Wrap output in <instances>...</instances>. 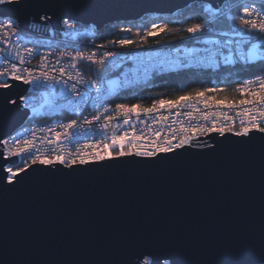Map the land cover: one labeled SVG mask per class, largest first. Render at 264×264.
Masks as SVG:
<instances>
[{"label": "water", "instance_id": "water-1", "mask_svg": "<svg viewBox=\"0 0 264 264\" xmlns=\"http://www.w3.org/2000/svg\"><path fill=\"white\" fill-rule=\"evenodd\" d=\"M192 3L201 0H26L22 8L0 6V13L18 17L23 31L49 36V26L63 30L65 13L99 31ZM48 5H55L56 16L45 23L40 16ZM12 83L13 96L26 93L28 85ZM28 113L21 108L0 121V153L1 141ZM223 139L213 133L198 142ZM239 139L227 134L214 153L186 146L158 162L124 158L71 172L59 164H30L16 173L22 179L11 192L0 193V262L115 264L121 245L132 239L165 242L185 264L255 259L261 254L264 173L259 148L250 152L229 143ZM6 166H17L16 156L0 155V176L8 175Z\"/></svg>", "mask_w": 264, "mask_h": 264}, {"label": "snow or ice", "instance_id": "snow-or-ice-1", "mask_svg": "<svg viewBox=\"0 0 264 264\" xmlns=\"http://www.w3.org/2000/svg\"><path fill=\"white\" fill-rule=\"evenodd\" d=\"M25 4L26 0H0V6L22 8ZM42 10L40 20L45 23L52 21L56 16L55 5H48ZM189 11L194 22L187 23L182 28L152 23L142 33L135 32L133 39L109 40L107 44L138 47L147 44L148 38L156 36L159 32L183 33L181 40L187 38L207 47L185 49L186 63L179 58L168 61L175 67L187 68L193 64H203L215 69L221 63L232 66L240 64L245 67L260 65L259 73L242 80L231 90L239 95L238 100L235 96H230L225 89L205 87L202 90L193 88L171 100L154 98L148 106L143 103H116L114 107L105 106V95H110L117 85V81L114 80H108L105 84L107 62L118 55L117 53L105 51L99 58H96L94 52L60 53L61 58L67 56L72 61L70 64L72 70L77 68V61L97 65L98 79L86 80L79 71L73 73L63 66H50L45 55L40 56L41 70L33 71L25 65L30 63L29 57L38 53L34 48L25 47L23 52L26 55L21 54L19 42L22 40V29L19 18L0 13V44L4 45L0 47V54L6 62L0 67V121L6 116L18 113L21 108H31L33 113L45 108L49 110L66 108L71 109L79 117L82 116L80 110L85 106L91 104L96 107V112L91 118L71 119L50 129L53 133L51 138L44 137L41 141L52 146L48 153L37 148L33 132L32 139H14L15 147L9 146L7 155L11 157L24 154L30 158L31 165L59 164L71 172L78 166L102 165L124 158L135 157L158 162L159 157L170 158L171 155L178 154L177 150L185 149L186 146L207 148L214 153L225 145L227 134H231L240 138L239 141L229 142L234 147L250 152L259 148L264 173V0H260L259 4L256 0H246L243 3L239 0H201L199 6L190 5ZM60 23L67 30L66 34L77 30L76 19L68 13L60 18ZM120 31L131 33L132 28L121 27ZM100 47L103 48L105 45ZM59 63L60 60H57V64ZM159 70L155 66L145 67L146 80L151 78L154 71ZM12 82L33 86L32 89L25 91L39 89L46 91L40 97L13 96L11 93L15 85ZM130 83L125 80L119 86L128 87ZM185 108L188 110L184 111ZM142 116L150 117L152 124L159 126L158 129L153 130L151 125L146 124L147 132L140 131L133 120L143 123ZM101 118H103L101 128L111 129V134L104 135L98 140L89 139L79 143V137L86 134V129L90 128L94 121H101ZM165 127L168 129L167 132ZM213 133L224 139L216 140L214 144L198 142L200 137L211 138ZM256 133L261 134L258 144L255 141ZM61 137L70 144L75 143V150L64 146ZM2 143L8 145L7 140H3ZM25 166H30L27 160ZM18 171L25 172V168H19ZM6 172L8 173L6 177L0 176V193L11 192L22 179L12 167H8ZM258 246L261 254L255 259L246 257L243 264H264V225ZM115 264H185V262L180 259L177 250L165 242L132 239L121 245Z\"/></svg>", "mask_w": 264, "mask_h": 264}, {"label": "built area", "instance_id": "built-area-1", "mask_svg": "<svg viewBox=\"0 0 264 264\" xmlns=\"http://www.w3.org/2000/svg\"><path fill=\"white\" fill-rule=\"evenodd\" d=\"M246 2V1H245ZM60 27L63 30L57 31L49 26L48 35L45 36L40 33H33L30 31H23L22 30V40L19 42V48L21 54L26 55L23 52L25 47L34 48L36 53L32 57H29L30 63H27L25 66L32 69L33 71H40L39 68L40 64V56L45 55L47 57V63L51 65H56V67L63 66L69 71H79L83 74L84 79H98L99 77L96 75L97 65L91 64L87 61H77V68L72 70L70 68V64L72 61L65 56L64 58L60 57L61 52L65 53H75V51H82L85 53H95L96 58H99L103 52L105 51H112L117 53L113 59L107 62L108 71L105 75V84H107L108 80L117 81V85L114 86V91L110 95H105L104 103L105 106L114 107V105L118 102H113L112 98L120 93L124 89L140 86L151 81L155 74L158 73H166L172 72L179 69H183L185 67H175L174 65L168 63L170 60H175L179 58L183 63H186L185 60V49L192 48V47H207V45L203 44H196L194 41H191L187 38L184 40H177L175 42L163 43L158 45H153L149 47H140V46H127V47H119L115 45H105L96 41V32L97 30L91 25H79L77 24V30L75 32H67L63 25L60 23ZM101 45H105V47H100ZM0 47H4L3 44H0ZM57 60H60V63L57 64ZM163 62V63H162ZM5 61L2 59V54H0V67L5 65ZM223 63L220 64V66ZM240 65V64H238ZM148 66H155L159 71H154L151 74V78L147 79L144 75V69ZM219 66V67H220ZM241 67H245L240 65ZM189 67L199 68V69H214L211 67H206L203 64H193ZM187 67V68H189ZM218 67V68H219ZM86 68L91 69L92 72L95 73L96 77H93L90 73H86ZM217 69V68H215ZM51 70V68H49ZM246 77L244 79L250 78ZM243 79V80H244ZM125 80L130 81L128 87H120L119 85L123 84ZM242 81V80H241ZM71 83V81L69 82ZM33 86L28 85L27 89H32ZM45 89H39L34 91H26L24 95H34L36 97H40ZM23 109V108H22ZM28 109V118L27 120L18 127L15 131H13L10 135H8L3 140L8 141V145H4L1 141L3 148V156L5 158H9L7 155V148L9 146L15 147L13 141L14 139H32V133L35 132V142L37 148L41 149L45 153L50 151L52 146L47 144L41 143L44 137H48L49 139L53 135L50 131L55 125L59 123H67L71 119H83V117L91 118L93 114L96 112V107L89 104L82 108L80 111L82 112V116H77L75 112L71 109L66 108H56L49 110L47 108L41 109L40 114L46 117H54V119L45 122H38V121H31L28 122L29 118L33 115L31 113L30 108ZM188 109L185 108L184 111ZM102 111V108L100 109ZM166 114V113H165ZM141 120L144 121L143 123L140 121H136L135 119L133 122L137 125L140 131L147 132L146 124L151 125L153 130L158 129V125L152 124L150 117H141ZM103 122V118L101 121L93 122L90 128L86 129V134H83L79 137L78 142L84 143L86 140H98L103 138L104 135H110L111 129H102L101 124ZM122 124V121H120ZM171 123V120L169 121ZM126 127V126H124ZM167 127H165V132H167ZM59 131V129H57ZM205 137V136H203ZM175 142V141H174ZM61 143L69 148L70 150H75V143H69L67 140H64L61 137ZM12 157V156H11ZM17 158V165L20 164L21 168H26L25 160H27L28 165L31 164L30 158L24 154L21 156H16ZM10 167L6 166L5 170ZM14 172H19L15 170ZM8 174V173H7Z\"/></svg>", "mask_w": 264, "mask_h": 264}, {"label": "trees", "instance_id": "trees-1", "mask_svg": "<svg viewBox=\"0 0 264 264\" xmlns=\"http://www.w3.org/2000/svg\"><path fill=\"white\" fill-rule=\"evenodd\" d=\"M246 0H239L243 3ZM259 4L260 0H256ZM200 3H192L185 8L176 11L169 15H145L139 20L132 23H112L103 27L96 32V41L99 43L107 44L109 40H118L121 38L133 39L134 33L140 31L141 33L152 23L167 24L172 28H182L187 23L194 22L191 18V12L189 11L190 5L199 6ZM121 27H131V33H124L120 31ZM184 35L183 33H167L159 32L156 36L149 37L147 44H141L140 47H149L153 45L175 42ZM159 41V43H156ZM86 73H90L93 77H96L95 73L91 69L86 68ZM260 65L241 67L240 65H224L222 64L217 69H199L194 67L183 68L172 72L155 74L153 79L140 86L128 88L122 90L116 96L112 98L113 102L118 103H143L145 106L150 105L151 100L154 98L173 99L178 94H183L193 88L205 87L213 88L219 87L227 90L230 96H235L238 100L240 97L238 94L231 90L236 87L246 77L252 76L254 73H259ZM159 94V96L157 95ZM54 119V117H46L40 115H32L28 122L38 121L45 122ZM13 171L21 168L20 164L12 167Z\"/></svg>", "mask_w": 264, "mask_h": 264}, {"label": "rangeland", "instance_id": "rangeland-1", "mask_svg": "<svg viewBox=\"0 0 264 264\" xmlns=\"http://www.w3.org/2000/svg\"><path fill=\"white\" fill-rule=\"evenodd\" d=\"M30 109H31V108H30ZM40 111H41V109L38 110L37 112L33 113L32 110H31V113H32L33 115H40Z\"/></svg>", "mask_w": 264, "mask_h": 264}]
</instances>
